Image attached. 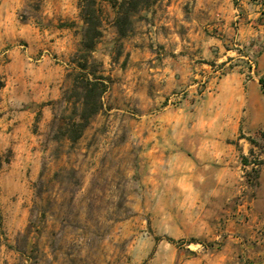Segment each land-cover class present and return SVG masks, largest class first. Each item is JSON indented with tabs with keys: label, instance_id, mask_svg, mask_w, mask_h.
I'll list each match as a JSON object with an SVG mask.
<instances>
[{
	"label": "rangeland",
	"instance_id": "374dc122",
	"mask_svg": "<svg viewBox=\"0 0 264 264\" xmlns=\"http://www.w3.org/2000/svg\"><path fill=\"white\" fill-rule=\"evenodd\" d=\"M89 1L102 30L91 68L111 83L102 109L73 139V81ZM171 1L178 0H151L134 12L124 36L112 0H29L20 9L19 19H32L48 37L0 41V264H254L264 241L230 239L227 201L197 199L195 169L170 166L147 146L150 117L163 106L153 103L149 76L162 50L144 33ZM181 1L186 18L200 17L205 34L219 37L230 3L244 23L263 28L244 45L258 56L264 50V0H200L199 10V0ZM251 12L260 13L248 18ZM227 38L233 45L234 35ZM10 49L19 50L15 70L25 78L15 104L3 93ZM135 67L142 71L128 94Z\"/></svg>",
	"mask_w": 264,
	"mask_h": 264
},
{
	"label": "crops",
	"instance_id": "0c3cea01",
	"mask_svg": "<svg viewBox=\"0 0 264 264\" xmlns=\"http://www.w3.org/2000/svg\"><path fill=\"white\" fill-rule=\"evenodd\" d=\"M27 1L0 0L2 43L21 38L42 41L48 37V32L36 27L32 19L25 22L19 19L20 9ZM182 6L181 0L165 2L159 16L149 23L144 33L155 44L158 40L162 50L160 63L150 67L149 74L156 83L153 103H163L150 117L149 152L165 153L170 166L195 169L191 175L201 189L197 199L227 201L225 230L230 239L248 236L263 242L264 167L258 170L256 182L250 187L246 184L245 172L253 156L264 159V50L257 57L255 74L248 76L243 67L237 66L224 73L212 90L199 95L188 93L176 104L164 103L170 93L188 86L199 68L235 55L233 45L236 41L249 44L263 28L260 25L252 27L253 21L244 23L238 8L234 9L229 3L224 14L226 35H206L201 28L206 21L200 17L186 18ZM199 7L200 0L196 10ZM259 13L251 12L248 18ZM233 21L238 24L235 31L229 26ZM232 34L233 45L227 38ZM10 56L3 93L15 104L25 78L23 70H15L16 62L21 59L19 50L10 49ZM137 68H132L127 77L128 94L134 91L132 85L142 71ZM207 186L209 190L205 191ZM215 208L222 207L216 204ZM253 254L254 264H264V244Z\"/></svg>",
	"mask_w": 264,
	"mask_h": 264
},
{
	"label": "trees",
	"instance_id": "16d2710c",
	"mask_svg": "<svg viewBox=\"0 0 264 264\" xmlns=\"http://www.w3.org/2000/svg\"><path fill=\"white\" fill-rule=\"evenodd\" d=\"M112 3L117 8L115 24L119 34L124 36L128 34L131 28V15L150 5L151 0H112ZM82 16L85 22V30L80 55L77 59V65L80 69L75 74L73 81V90L76 91L77 96L73 101V106L79 119H75V117L71 119V129L73 130L71 137L73 139L81 136L91 118L102 109L103 93L111 83L109 75L97 73L95 68H91V53L102 34L101 20L97 15L93 1L87 3V7L82 11ZM252 141L254 140L252 139ZM259 162H264V160L261 159Z\"/></svg>",
	"mask_w": 264,
	"mask_h": 264
},
{
	"label": "built area",
	"instance_id": "2783aa9c",
	"mask_svg": "<svg viewBox=\"0 0 264 264\" xmlns=\"http://www.w3.org/2000/svg\"><path fill=\"white\" fill-rule=\"evenodd\" d=\"M233 48L235 49V55L229 56L224 61H213L207 66L199 68L193 81L188 86L173 91L168 95V103H179L188 93L199 95L206 90H212L214 83L224 73L237 66L243 67L248 76L255 74L259 52L256 46H246L243 43L236 42ZM259 160L261 158L257 155L253 156L250 168L245 172V180L248 187L255 184L258 170L264 167V162H259Z\"/></svg>",
	"mask_w": 264,
	"mask_h": 264
}]
</instances>
